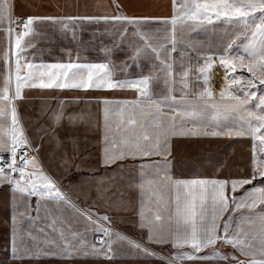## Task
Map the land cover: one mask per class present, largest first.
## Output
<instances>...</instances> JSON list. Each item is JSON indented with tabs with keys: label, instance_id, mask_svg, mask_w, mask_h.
<instances>
[{
	"label": "snow or ice",
	"instance_id": "snow-or-ice-1",
	"mask_svg": "<svg viewBox=\"0 0 264 264\" xmlns=\"http://www.w3.org/2000/svg\"><path fill=\"white\" fill-rule=\"evenodd\" d=\"M113 6L117 13L111 16L23 18L14 17L10 0H0V33L7 41L0 54L4 76L0 87V186L6 184L12 193V258L30 254L25 236H18L17 214L26 217L22 223H33L44 209L48 227L59 232L60 242L46 235V246H37V257L51 254L111 259L113 244L120 242L121 246L127 244L130 255L156 258L164 264H197L213 258L224 264H264V0H172V15L168 18L128 17L119 11L116 0ZM101 21L113 24L112 34L118 35L121 42L131 32L129 59L138 68L142 67L141 60L147 62L151 66L147 74L141 71L136 78L118 79L109 63H80L79 56L76 62L69 59L67 63H34L27 59L28 51L36 48L33 40L43 35L37 26H56L61 33L71 32L75 40L79 25ZM178 33L181 37L203 34L205 39L193 42L178 37ZM180 46L182 56L184 49H192L198 61H203L195 71L199 73L197 80L203 78L205 88L191 100L183 91L180 101L172 95L176 76H180L178 82L183 88H188L193 71L181 63V72H176L172 53ZM217 62L224 72L219 99L207 86ZM123 63L126 67L128 61ZM238 69H245L250 77L238 75ZM160 80L167 94L154 98L157 94L152 85ZM243 80L247 83L242 84ZM26 88L135 92L133 100L102 101L104 146L97 163L107 167L129 158L149 161L140 165L141 183L136 185L138 226L147 230L146 243L114 231L110 216L91 210L99 206L97 202L86 208L77 206L45 169V159L63 173L73 169L94 172L95 166L87 158L78 160L76 126L82 117L66 112L63 101L47 117V127L40 125L32 137L26 134L15 103L24 99ZM46 111L42 109L41 115ZM177 135L250 138V174L228 179H174L169 173L168 157L171 140ZM45 136L50 137L47 149ZM80 194L87 200L90 190ZM48 202L55 212L69 207L83 218V232L72 231L70 240L58 227L62 220ZM127 203L130 201L109 207L119 210ZM153 204L155 211L148 207ZM146 207L152 212L151 218L146 215ZM33 211L36 217L31 215ZM88 232L93 233L91 244L85 235ZM27 239L35 242L38 238L29 230ZM151 244H170L176 251L165 257L153 251L148 246ZM217 245L230 247L232 252L221 253ZM208 248L213 252L205 253Z\"/></svg>",
	"mask_w": 264,
	"mask_h": 264
},
{
	"label": "crops",
	"instance_id": "crops-1",
	"mask_svg": "<svg viewBox=\"0 0 264 264\" xmlns=\"http://www.w3.org/2000/svg\"><path fill=\"white\" fill-rule=\"evenodd\" d=\"M13 5L14 17L27 18L28 16H96L102 17L105 15H115L117 9L113 6V0H10ZM116 3L120 5L119 11L128 17H150V18H168L172 15V0H116ZM155 27V25H154ZM113 24L110 22L105 24L103 21L99 23H84L79 25L76 29V39L73 40L72 33H61L56 26L50 24H44L43 26H37V31L43 33L42 36L36 37L33 43L36 44L35 49L28 51L27 59L34 63H67L69 59L76 62L77 56H79L80 63H109L110 69L114 72V75L118 79L124 78H136L137 75L143 71L147 74L150 70V65L141 60V68L136 67L129 59L132 54V49L129 48V42L133 39L131 32L128 34V38L121 42L118 35L112 34ZM193 42L204 40L203 34L192 33L187 37ZM6 38L0 33V54H2L6 46ZM110 49V51H106ZM183 46H180L176 52L172 53V57L175 60V70L177 73L181 72V63L185 67L191 66L193 71L189 75V86L183 88L178 82L180 76H176L177 83L175 84V91L172 93L176 97L177 101H180L182 91L186 92L187 99L191 100L195 98L196 93L201 92L205 88L203 78L197 80L199 73L195 71L198 64H202L203 61H198V54L192 49H184L185 55L182 56L181 50ZM69 52L71 56L69 57ZM125 61H128L127 66H124ZM23 74V73H22ZM3 64L0 62V87L3 84ZM213 92L217 99H219V91L224 86L222 78V71L218 62L214 66L210 73L209 84L207 85ZM154 98H159L158 94H167L163 81L160 80L152 85ZM14 91V83H13ZM24 99L16 101L18 115L22 123V106L24 105H37V106H49L57 107L58 102L63 101L64 107L70 105L77 106H105L102 101L108 100H133L136 99V94L132 90H104V89H24ZM79 116V115H78ZM81 116V115H80ZM92 116V118H91ZM99 118V119H98ZM83 121H102L101 115H84ZM22 125V124H21ZM24 127V126H22ZM115 127V124H113ZM97 130H93L92 134L87 131L83 132V136L79 135L80 139V152L78 160L87 158L88 162L95 166L94 172L79 171L75 169L68 173H57V170L53 164L48 161H44L45 169L50 171V174L57 179L60 186L65 184L67 186L63 191L68 197L79 207L86 208L93 205V202L99 204L98 207H92V211L99 215H108L111 217V226L114 231L123 233L133 240L143 244L146 243L147 230L141 229L139 224V196L138 193L133 194L134 186L141 183L140 165L147 164V159L131 158L117 162L110 166H103L98 164L97 161L101 155L103 149V139L100 136L101 126L96 125ZM97 133V135H96ZM86 134V135H85ZM92 155V156H90ZM171 162L169 165V173L174 179H194V178H218L207 174H202L196 170L195 166L188 167L186 163L182 165L175 158L169 159ZM60 178V179H59ZM118 186H126V190L122 191L118 189ZM128 187V188H127ZM250 187V186H245ZM5 189V190H4ZM1 190V189H0ZM2 190L5 193H0V199L5 200L6 203L0 205V231L5 234V242L8 244L6 248L11 250V239L13 230V199L12 193L8 186ZM83 190H90V195L87 200L80 193ZM3 194V196H2ZM239 195V193H237ZM103 197V199H101ZM31 199L32 207L36 206V199ZM126 206H122L119 210L115 207H109V205H115L118 202H129ZM3 202V201H2ZM44 203V202H42ZM52 211L61 218L62 223L58 227H62L64 233L71 240L72 231L83 232L84 221L83 218L77 217L71 208L65 207L62 212H55L54 206L51 202H48ZM148 207L155 211V205ZM135 209V211L133 210ZM22 210V209H21ZM246 211V210H242ZM146 215L151 218L152 212L145 209ZM33 217L37 216V213L33 211L31 213ZM46 210L42 209L39 217L35 219L33 223H22L26 217H20L17 214L16 229L19 235H24L27 240V248L29 251H37V246L45 247V236L56 239L60 242L59 232H53L51 227H48L49 221L45 219ZM35 225V228L33 227ZM39 229H43L41 232ZM32 230L34 235L37 236V240L33 242L27 239V231ZM88 243L93 242V233L88 232L85 234ZM5 243L4 241H2ZM62 246V243H61ZM153 251L166 250L167 255L162 254L165 257L170 256L171 253L176 251L171 245H148ZM114 252L110 253L111 259L103 257H83L79 255H73L71 258L61 257L59 255H39L43 260H52L54 264H150L151 257H134L130 255L127 244L121 246L120 242L113 244ZM190 251V249H186ZM217 250L221 253H231L232 249L225 248L222 245H217ZM53 251H57L53 249ZM205 253H212L213 249L208 248L204 250ZM36 258V259H37ZM41 258V259H42ZM158 261V259H155ZM162 264L164 262L160 260ZM177 264H191V262L183 261L177 262ZM197 264H224V262L218 258H213L208 261L197 262Z\"/></svg>",
	"mask_w": 264,
	"mask_h": 264
},
{
	"label": "rangeland",
	"instance_id": "rangeland-1",
	"mask_svg": "<svg viewBox=\"0 0 264 264\" xmlns=\"http://www.w3.org/2000/svg\"><path fill=\"white\" fill-rule=\"evenodd\" d=\"M221 71H222V78L224 81V72L222 68ZM237 74L238 75L242 74L245 77H250V74L245 69H238ZM241 83L246 84L247 81L243 80L241 81ZM57 107L37 106V105L22 106L21 108H22L23 118L21 124L26 129V134L29 137H32L34 132L40 125H44L45 127H47L45 121L47 117L51 115L52 109H56ZM104 107L105 106L103 105L102 106L70 105L64 108L66 112L74 113L79 116L81 115L80 117H83L86 114L101 115L102 121L100 122L83 121L81 119L76 126V132L78 136L79 135L83 136L82 133L87 131H89L92 134L93 130H97L96 125H99L101 126L100 136L103 139ZM42 109H47L44 115H41ZM165 111L168 110L165 109ZM65 126L67 127V125ZM61 136L63 137V133H61ZM49 139H50L49 136L44 137L46 149L49 147L47 144V141ZM251 143L252 142L250 138L229 139L228 137H211V136L189 137V136L177 135L173 137L171 140V155L168 157V159L175 158L179 162H181L182 165L186 163L187 165H189L188 167L195 166L196 170H198L202 174L221 177L225 179L241 178L247 174H250L251 171V167H250ZM44 155L45 153H42V156ZM45 160L48 161L47 159ZM57 173L60 175L62 172L57 171ZM6 186H7L6 184L0 186L1 189L0 193H5L4 191L5 189L4 190L2 189L5 188ZM66 187L67 186H65V184L61 185V188L63 189H65ZM118 189L125 191L126 186H118ZM131 190H133L132 191L133 194L139 193V189L136 186L131 188ZM3 203H6V201L0 199V205H2ZM5 240H6L5 234L0 231V264H54V262L50 259L43 260L42 257L37 258V256L35 255L36 251H29L30 254L23 256L22 259H13L11 250L6 248L8 244L5 242ZM2 241H4L5 243H3ZM155 252L158 254L167 255L166 250L164 251L160 249ZM152 259L154 260H151L150 264H162L159 259L158 261L155 260L156 258H152Z\"/></svg>",
	"mask_w": 264,
	"mask_h": 264
},
{
	"label": "built area",
	"instance_id": "built-area-1",
	"mask_svg": "<svg viewBox=\"0 0 264 264\" xmlns=\"http://www.w3.org/2000/svg\"><path fill=\"white\" fill-rule=\"evenodd\" d=\"M6 158V157H5Z\"/></svg>",
	"mask_w": 264,
	"mask_h": 264
}]
</instances>
